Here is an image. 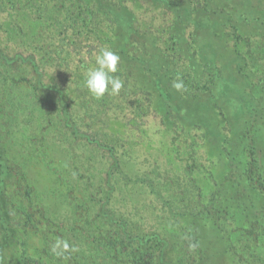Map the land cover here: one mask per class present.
<instances>
[{
	"label": "rangeland",
	"instance_id": "rangeland-1",
	"mask_svg": "<svg viewBox=\"0 0 264 264\" xmlns=\"http://www.w3.org/2000/svg\"><path fill=\"white\" fill-rule=\"evenodd\" d=\"M106 1L98 7L0 0V193L9 225L0 227V264H264V217L241 218L216 195L220 164L206 150L201 116L198 127L164 126L151 97L156 92L146 79L145 91L124 78L120 63L113 74L123 81L118 95L97 99L88 92L86 72L97 67L102 49L113 51L109 11L119 8ZM246 1L244 10L264 18V0ZM125 3L138 14V28L170 55L165 83L182 81L184 108L187 96L214 84V74L191 73L170 37L178 15L188 21L197 10L215 8L204 0ZM250 26L256 30L240 37L243 60L226 68L236 78H219L227 104L235 101L241 111L233 117L236 130L264 138V115L249 101L264 96V48L256 32L264 23ZM184 31L189 41L191 27ZM180 108L174 106L183 115ZM244 149L230 151L246 167L252 158ZM57 240L76 251L57 257L51 251ZM201 247L211 257L206 262Z\"/></svg>",
	"mask_w": 264,
	"mask_h": 264
},
{
	"label": "trees",
	"instance_id": "trees-1",
	"mask_svg": "<svg viewBox=\"0 0 264 264\" xmlns=\"http://www.w3.org/2000/svg\"><path fill=\"white\" fill-rule=\"evenodd\" d=\"M81 1L86 6L92 2L98 7L109 4L106 0ZM116 1L120 15L114 8L109 11L114 19V31L109 42L113 52L120 57L119 63L125 72L124 78L136 81L145 91L147 89L144 87V79L148 81V88L156 92V98L151 97L157 102L155 109L160 113L164 126H177L182 129L197 126V118L201 116L202 138L207 147L206 150L220 164V169L215 175L218 186L216 195L224 196V204L229 209L232 208L231 204L235 205L232 210L236 211L241 218L261 221V217H264V176L262 175L264 171H261L260 164L264 161V138L258 135L259 132L256 130H251L252 133L245 131L242 134L236 130L232 123L235 120L233 117H238L241 111L237 110L235 101L227 104L228 100L224 95L221 79L226 81L236 78L226 68L237 64V60H243L239 54V43L243 42L240 37L243 33L250 35L251 33L246 32L247 30L251 32L253 28L256 30V27L250 26L252 21L258 22L261 26L264 18L256 16L253 11L244 10L242 7L247 3L246 0H204L206 5H213L214 11L208 13L207 8L202 11L197 10L188 21L178 15L176 27L174 26L170 37L175 57L185 59L191 73H194L195 69L204 68L214 74L212 77V84H214L206 89H197L193 97L187 96L184 108H180L184 100L179 97V91L172 84L165 83L170 81L168 72L173 66L169 59L170 55L159 46L157 37L138 28V14L135 9H132L133 7L125 3L128 1L130 4L131 0ZM96 10L98 12V8ZM97 12L93 11L91 16H95ZM189 26L191 36L187 41L184 29ZM227 27L233 34L227 33ZM260 29L256 32L261 40L260 45L264 48V29ZM243 86L244 83L242 89H244ZM242 94L243 92L241 96ZM251 98L250 103L253 102L257 110L264 115V96ZM174 106L184 111V114L179 115L174 110ZM168 109L174 113L171 117ZM228 127L232 133L231 137L227 136ZM243 137L246 138V142L242 139ZM236 138L240 141H236ZM245 147L252 158L247 162L246 167L240 162H234L230 151L232 148L244 149ZM3 183L0 180L2 187ZM2 195L3 193H0V227L9 230ZM5 236L8 237L10 234L7 233ZM193 243L196 246L199 245L197 237L193 239ZM201 249V255L204 256L205 250L202 247ZM208 258L211 259L209 253L201 258V262L208 261Z\"/></svg>",
	"mask_w": 264,
	"mask_h": 264
},
{
	"label": "clouds",
	"instance_id": "clouds-1",
	"mask_svg": "<svg viewBox=\"0 0 264 264\" xmlns=\"http://www.w3.org/2000/svg\"><path fill=\"white\" fill-rule=\"evenodd\" d=\"M120 57L110 49H102L96 57L97 67L86 72L85 86L88 92L95 98L100 99L106 93L118 95L123 87V81L113 74L118 72ZM55 69H53V72ZM176 90H181L184 85L181 82L173 84ZM51 251L57 257H65L66 253L76 251L67 241L57 240L51 248Z\"/></svg>",
	"mask_w": 264,
	"mask_h": 264
}]
</instances>
